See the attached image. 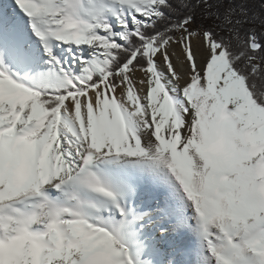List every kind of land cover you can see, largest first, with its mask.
I'll use <instances>...</instances> for the list:
<instances>
[{
  "label": "snow or ice",
  "instance_id": "6c2138e0",
  "mask_svg": "<svg viewBox=\"0 0 264 264\" xmlns=\"http://www.w3.org/2000/svg\"><path fill=\"white\" fill-rule=\"evenodd\" d=\"M256 21L245 0L0 2V264H264Z\"/></svg>",
  "mask_w": 264,
  "mask_h": 264
},
{
  "label": "trees",
  "instance_id": "16d2710c",
  "mask_svg": "<svg viewBox=\"0 0 264 264\" xmlns=\"http://www.w3.org/2000/svg\"><path fill=\"white\" fill-rule=\"evenodd\" d=\"M194 2V0H193ZM234 3H239L240 0H233ZM245 5L249 9L250 15L252 13H256L259 17H264V0H245ZM223 9H221L222 11ZM199 12V10H197ZM199 18V17H198ZM204 24L207 26H213V21L211 19L205 20ZM247 28H254L257 32V35L261 33L262 30H264V23H261L259 21H256L254 23H249L244 26ZM220 31L221 35L227 36L228 32L227 30H217Z\"/></svg>",
  "mask_w": 264,
  "mask_h": 264
},
{
  "label": "bare ground",
  "instance_id": "6f19581e",
  "mask_svg": "<svg viewBox=\"0 0 264 264\" xmlns=\"http://www.w3.org/2000/svg\"><path fill=\"white\" fill-rule=\"evenodd\" d=\"M0 2H3V0H0ZM178 52H179V51L176 50V54H174V59H175V61H176V55L178 54ZM174 59H173V60H174ZM174 63H175V62H174ZM246 255L248 256L249 259H251V254H250V253H249V254H246Z\"/></svg>",
  "mask_w": 264,
  "mask_h": 264
},
{
  "label": "rangeland",
  "instance_id": "374dc122",
  "mask_svg": "<svg viewBox=\"0 0 264 264\" xmlns=\"http://www.w3.org/2000/svg\"><path fill=\"white\" fill-rule=\"evenodd\" d=\"M170 51H171V50H170ZM177 51H179V50L177 49ZM173 59H174V55H173ZM173 61L176 62L175 59H174Z\"/></svg>",
  "mask_w": 264,
  "mask_h": 264
}]
</instances>
